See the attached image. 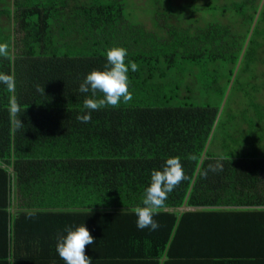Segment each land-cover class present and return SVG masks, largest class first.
I'll return each mask as SVG.
<instances>
[{
    "label": "trees",
    "instance_id": "16d2710c",
    "mask_svg": "<svg viewBox=\"0 0 264 264\" xmlns=\"http://www.w3.org/2000/svg\"><path fill=\"white\" fill-rule=\"evenodd\" d=\"M260 2L0 0V73L15 81L0 84V264H64L56 241L81 224L92 264H264V3L216 120ZM112 47L136 64L131 98L84 123L79 85ZM170 157L184 178L158 227L137 229ZM184 201L196 209L178 216Z\"/></svg>",
    "mask_w": 264,
    "mask_h": 264
},
{
    "label": "clouds",
    "instance_id": "9594fccd",
    "mask_svg": "<svg viewBox=\"0 0 264 264\" xmlns=\"http://www.w3.org/2000/svg\"><path fill=\"white\" fill-rule=\"evenodd\" d=\"M7 54V45L0 43V55ZM127 50L122 47L106 49L103 70H92L87 73L79 85V92L91 93L93 98H85L83 106L89 110L82 117L86 123L90 119V112L105 105L115 107L119 102L128 101L131 93L128 91V72L136 71V64L127 60ZM0 84H3L11 93L15 88L14 77L11 74L0 73ZM101 97L96 99V93ZM7 110L14 128H19L22 123L17 118L19 106L14 95L9 96ZM184 178L183 169L177 157H170L164 161L159 170L150 173V182L144 190L142 206L134 209L137 229L149 228L155 230L158 225L153 219L157 210L163 205L166 196ZM64 235L57 239L55 251L64 264H92L91 257L85 254V245L93 244V237L83 225L75 228H66Z\"/></svg>",
    "mask_w": 264,
    "mask_h": 264
},
{
    "label": "water",
    "instance_id": "95a60500",
    "mask_svg": "<svg viewBox=\"0 0 264 264\" xmlns=\"http://www.w3.org/2000/svg\"><path fill=\"white\" fill-rule=\"evenodd\" d=\"M263 3H264V0H261L260 5H259V7H258V10H257V12H256V15H255V17H254V20H253V22H252V25H251V27H250V30H249L248 36H247L246 41H245V43H244L243 49H242L241 54H240V56H239V59H238V61H237L236 67H235V69H234V72H233L232 78H231V80H230V82H229V84H228V87H227L226 92H225V94H224L223 100H222V102H221V104H220V106H219L218 113H217V116H216V120L218 119V117H219V115H220V113H221V110H222V108H223V106H224V104H225V101H226V99H227L228 93H229V91H230V88H231V85H232V82H233V79H234V77H235V75H236V72H237V69H238V67H239V65H240L241 59H242L243 54H244V52H245V48H246V46H247L248 40H249V38H250V36H251V33H252V31H253V28H254V26H255V23H256V21H257V18H258V15H259V12H260V10H261V7H262ZM216 120H215V123H216ZM215 123H214V126H213V128H212V131H213L214 127H215ZM212 131H211V133H212ZM211 133H210V135H209V137H208V139H207V142H206L205 147H204V150H203V152H202V154H201V157H200V160H199V163H198L197 168H199L200 163H201L202 160L204 159L205 151H206L207 145H208V143H209V140H210V137H211ZM194 177H195V176H194ZM191 185H192V183H191ZM191 185H190V187H191ZM190 187H189V190H190ZM189 190H188V191H189ZM195 209H196V208H194V207L186 206V202L184 201L183 204L181 205V207L178 209V216H180L182 213H186V212L194 211ZM163 259H164V258H162L161 261H163Z\"/></svg>",
    "mask_w": 264,
    "mask_h": 264
},
{
    "label": "rangeland",
    "instance_id": "374dc122",
    "mask_svg": "<svg viewBox=\"0 0 264 264\" xmlns=\"http://www.w3.org/2000/svg\"><path fill=\"white\" fill-rule=\"evenodd\" d=\"M148 12L146 8L142 9V10H137L135 11V13H138L139 15H141L139 18H136V20L142 24V25H148L147 22V16ZM135 20V19H134ZM135 20V21H136ZM221 20V18L219 17L218 14L212 13L211 15H209V17L207 18V21H212V22H219Z\"/></svg>",
    "mask_w": 264,
    "mask_h": 264
},
{
    "label": "crops",
    "instance_id": "0c3cea01",
    "mask_svg": "<svg viewBox=\"0 0 264 264\" xmlns=\"http://www.w3.org/2000/svg\"><path fill=\"white\" fill-rule=\"evenodd\" d=\"M10 224L9 225H7V228H6V230H10ZM8 233V232H7ZM8 246V250H7V252H8V254H9V260H10V245H7ZM3 248V247H2ZM2 248H0V254H1V252H2Z\"/></svg>",
    "mask_w": 264,
    "mask_h": 264
}]
</instances>
